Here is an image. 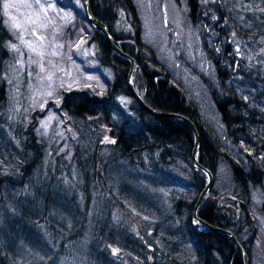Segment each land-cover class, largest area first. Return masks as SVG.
Returning <instances> with one entry per match:
<instances>
[{
	"label": "trees",
	"instance_id": "trees-1",
	"mask_svg": "<svg viewBox=\"0 0 264 264\" xmlns=\"http://www.w3.org/2000/svg\"><path fill=\"white\" fill-rule=\"evenodd\" d=\"M188 3L193 8L196 0ZM214 4L221 12L220 7L226 9L227 33L223 28L222 32L250 37L264 49V0L251 20L233 1ZM91 10L115 43L136 59L133 84L142 99L158 111L185 115L195 124L196 156L213 174L198 216L232 231L244 248L245 263L254 264L252 247L260 235L251 203L253 194L264 199V112L249 100L242 103L230 88L229 95L214 97L227 132L241 151L231 153L217 129L201 120L197 106L172 82L143 41L133 0H91ZM119 18L120 32L114 28ZM81 19L89 26L91 34L87 30L85 35L96 44L99 61L114 79L101 98L82 89L62 92L65 112L92 126L82 136L77 131L81 141L70 160L80 182L66 184L57 174L64 169L71 176V167L64 166L59 157L55 171L49 165L43 167L36 121L21 131L4 117L9 98L2 72L10 35L0 4V264H18L13 250L17 242L25 247L24 254L30 253L28 258L35 252H54L44 264H58L62 258L70 264L69 245L81 239L86 229L90 234L85 238V261L77 264H239L238 253L228 240L192 222L193 205L206 176L191 160L194 136L190 127L179 119L158 118L142 110L126 86L129 60L110 49L86 17ZM261 69L263 74L242 67L241 72L250 80H264V62ZM116 91L128 95V109L113 103ZM115 108L120 121L111 123ZM106 123L110 139L105 142L99 127ZM93 202L100 211L94 222L88 214ZM259 212L264 215V208ZM116 215L117 220L113 219ZM144 215L150 218L147 225ZM119 248L124 252L115 253ZM21 256L22 264H31Z\"/></svg>",
	"mask_w": 264,
	"mask_h": 264
},
{
	"label": "rangeland",
	"instance_id": "rangeland-1",
	"mask_svg": "<svg viewBox=\"0 0 264 264\" xmlns=\"http://www.w3.org/2000/svg\"><path fill=\"white\" fill-rule=\"evenodd\" d=\"M216 1L196 0L193 8L188 0H133V3L142 24V39L152 48L158 63L197 106L201 120L217 129L222 144L231 153L241 154L239 145L230 138L213 99L229 95L230 88L242 103L250 101L264 112V80H250L241 72L242 67L248 72L256 69L258 74H263L264 49L250 37L229 30L226 34V9L220 7L223 11H219L214 4ZM230 1L243 12L247 11L251 20V14L261 8L259 3L262 0ZM0 4L10 35L6 43L9 57L5 59L2 72L7 81L9 98L4 117L21 131L30 122L36 121L35 132L43 151L44 168L49 165L55 171L57 157L64 166L71 167L74 149L81 141L77 131L82 136V132L92 126L71 118L65 112L61 106L62 92L72 88L82 89L101 98L102 91L114 79L113 73L99 61L96 44L85 35L87 30L88 35L91 32L88 24L81 19L86 17L83 0H0ZM114 28L115 31H122L120 18ZM222 28L226 33L222 32ZM113 103L121 109H128L130 99L125 92L116 91ZM112 121H120L117 108L112 111ZM100 126L101 138L106 142L110 139L107 135L110 127L107 123ZM12 152L18 156L17 152ZM68 169L71 176H66L64 169L59 170V180L61 178L66 184L80 182L75 167ZM263 204L264 199L255 198L253 194L251 211L257 220L260 235L252 247L254 264H264V215L259 212L260 208H264ZM97 205L93 202L88 210L93 222L100 212ZM113 219L117 220V215ZM143 219L146 225L150 221L145 215ZM89 234L86 229L81 239L69 245L72 254V259L68 258L70 264L72 261L74 264H77L75 261H85V238ZM180 247L184 249V244L181 243ZM23 248L22 243L17 242L13 249L18 264H22L19 256L24 254ZM122 252L124 250L119 248L115 253ZM29 254L25 252L21 257L29 259L31 264H44L54 252L41 255L35 252L28 258ZM64 259H59L58 264H65Z\"/></svg>",
	"mask_w": 264,
	"mask_h": 264
},
{
	"label": "water",
	"instance_id": "water-1",
	"mask_svg": "<svg viewBox=\"0 0 264 264\" xmlns=\"http://www.w3.org/2000/svg\"><path fill=\"white\" fill-rule=\"evenodd\" d=\"M83 10H84V14L87 17L92 28L101 32V34L104 36L109 48L112 49L113 51L119 53L120 55L126 57L129 60V68H128L127 77H126V86L130 92V95L136 101L138 106L142 110L146 111L147 113H149L155 117L179 119V120L185 122L190 127V129L193 133V136H194L193 146H192V149L190 152L191 160H192L194 167H196L198 170L202 171L206 176V181L204 183V186L202 187V189L198 193L197 198L195 200V203L193 205L192 222L196 223V224H200L201 226L205 227L206 229L216 233L218 236L228 240L232 244V246L236 249V251L238 253L239 264H246L245 259H244V254H245L244 248L242 247V245L238 241L236 235L228 229H225V228H222L220 226H216V225H213V224L207 222L206 220L200 218L197 214L200 204L202 203L204 197L206 196V194L208 193V191L210 190V188L213 184V174L207 167H205L204 165H202L199 162V160L196 156V151H197L198 143H199V135H198V130H197L195 124L192 122V120L190 118H188L185 115L178 114L175 112L158 111V110L150 107L142 99V97L138 94V91L136 90V88L134 87V84H133V73H134L135 67L137 65L136 59L130 53H128L127 51L122 49L119 45H117L115 43V41L113 40L112 35H111L110 31L108 30V28L105 25L101 24L97 20L96 16L93 14V12L91 10L90 0H83Z\"/></svg>",
	"mask_w": 264,
	"mask_h": 264
},
{
	"label": "bare ground",
	"instance_id": "bare-ground-1",
	"mask_svg": "<svg viewBox=\"0 0 264 264\" xmlns=\"http://www.w3.org/2000/svg\"><path fill=\"white\" fill-rule=\"evenodd\" d=\"M223 58V57H222ZM164 112H166V111H164ZM168 112V111H167ZM198 214V213H197Z\"/></svg>",
	"mask_w": 264,
	"mask_h": 264
}]
</instances>
